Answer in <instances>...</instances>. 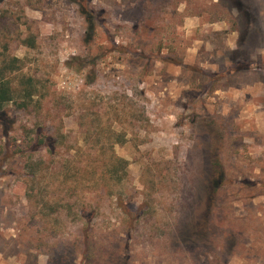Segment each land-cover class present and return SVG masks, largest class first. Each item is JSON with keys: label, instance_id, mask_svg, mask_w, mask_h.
<instances>
[{"label": "rangeland", "instance_id": "1", "mask_svg": "<svg viewBox=\"0 0 264 264\" xmlns=\"http://www.w3.org/2000/svg\"><path fill=\"white\" fill-rule=\"evenodd\" d=\"M13 57L40 96L0 113V264H264V0H3Z\"/></svg>", "mask_w": 264, "mask_h": 264}, {"label": "trees", "instance_id": "2", "mask_svg": "<svg viewBox=\"0 0 264 264\" xmlns=\"http://www.w3.org/2000/svg\"><path fill=\"white\" fill-rule=\"evenodd\" d=\"M2 1L3 0H0V3ZM80 12L85 17V20L87 23V33H86L87 42H91L96 34L95 33L96 22L98 20L96 17V13L94 10L88 9L87 7H84V6L81 7ZM239 14L241 15V18L243 20L242 21L243 22V31H242L243 36L241 39L242 40L241 44H243L244 42H246V40L248 41L251 35V32L253 31L250 28V32L247 35V30L245 28L246 26L250 27L251 24L256 22L257 13L253 11L251 6H247V9L243 11H239ZM256 37L257 35L255 36L254 34V40ZM20 62L21 60L13 57L10 60L3 61V63L0 65V113L4 110V108L7 105H10V104L14 105L17 110L23 111L25 113H32L31 108L33 107L36 108L39 105V101L36 98L40 96V91H39L40 83L35 78L29 75H21L18 77V81L17 82L15 81V78H14L15 72L21 70ZM248 70L249 68L247 67V72ZM133 119H136L135 122H139L141 121L142 118L140 116L136 117L134 115ZM40 130H46V128H43ZM58 132L59 131L55 129L53 135H49V136L47 135L45 137V141L47 142L49 141V146H50L49 149L53 155L57 154V149H59V147L61 146V140L65 139V136L62 134H59ZM117 142H122L121 135H119ZM64 163L61 162L60 168L61 167L63 168L62 171L67 170L70 172L71 168L67 166V164H66V167L64 168V165H65ZM79 170L85 171L84 169H79ZM99 170H100L99 179H104L103 181H105V179L107 178L106 180L112 181L115 184H122L128 176V162L123 158L114 157L110 159L108 162H103ZM93 171L94 173L97 172V170H93ZM38 172L39 171L32 173L31 177L33 181L36 180ZM78 183L74 187L69 188L68 191L65 193V195L68 194L69 198L71 197L77 198L78 193H81V192H78V186H79ZM216 184L218 185V182H216ZM27 197L29 199L37 197V193H35L34 188H31L30 191H28ZM67 198L68 196L65 199ZM63 200H60L57 202V203L60 202V205H58L60 207L59 209H57V212H61L65 206L70 205L69 203H67L66 205H63L62 203ZM76 202L79 203V200ZM73 205L76 206V204H73ZM73 208L74 207L72 205L68 207V209L71 211L74 210ZM83 216L86 218L85 215Z\"/></svg>", "mask_w": 264, "mask_h": 264}]
</instances>
